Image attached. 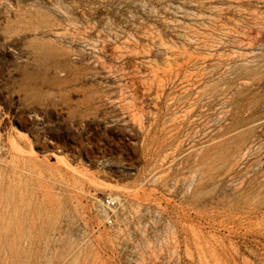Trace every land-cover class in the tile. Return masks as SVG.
Returning <instances> with one entry per match:
<instances>
[{
  "label": "rangeland",
  "instance_id": "rangeland-1",
  "mask_svg": "<svg viewBox=\"0 0 264 264\" xmlns=\"http://www.w3.org/2000/svg\"><path fill=\"white\" fill-rule=\"evenodd\" d=\"M3 1L0 264H264V0H11L80 21L78 121L27 104L24 55L57 37L10 38Z\"/></svg>",
  "mask_w": 264,
  "mask_h": 264
},
{
  "label": "bare ground",
  "instance_id": "bare-ground-1",
  "mask_svg": "<svg viewBox=\"0 0 264 264\" xmlns=\"http://www.w3.org/2000/svg\"><path fill=\"white\" fill-rule=\"evenodd\" d=\"M6 1L12 4L15 10L12 18L5 23L10 38L15 34L30 32L57 37L56 41L42 43L39 48L35 47L24 55L25 64L19 84L29 107H60L65 109L70 120L78 121L83 118L90 120L95 109V97L91 87L88 86L92 66L73 62L74 60L70 58L71 51L59 44L68 38L70 40L75 37L71 30L79 29L80 22L75 12L67 8L52 11L38 6L28 7L20 1L16 3H12L11 0ZM83 81H87L82 87L83 96L75 100L71 99V93L78 91L77 86ZM15 146L17 147L16 143ZM23 149L20 152H23Z\"/></svg>",
  "mask_w": 264,
  "mask_h": 264
},
{
  "label": "built area",
  "instance_id": "built-area-1",
  "mask_svg": "<svg viewBox=\"0 0 264 264\" xmlns=\"http://www.w3.org/2000/svg\"><path fill=\"white\" fill-rule=\"evenodd\" d=\"M120 199L112 194L96 198V208L99 210L105 223L109 226L115 224Z\"/></svg>",
  "mask_w": 264,
  "mask_h": 264
}]
</instances>
